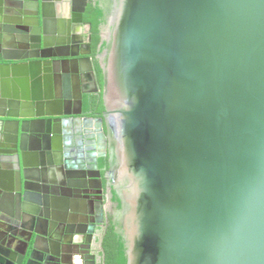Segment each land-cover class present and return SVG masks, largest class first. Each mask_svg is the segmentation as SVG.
Wrapping results in <instances>:
<instances>
[{
    "label": "water",
    "instance_id": "obj_1",
    "mask_svg": "<svg viewBox=\"0 0 264 264\" xmlns=\"http://www.w3.org/2000/svg\"><path fill=\"white\" fill-rule=\"evenodd\" d=\"M5 1L0 222L26 248L0 256L50 254L49 224L60 262L77 252L66 235L104 204L102 137L127 264H264V0L101 4L102 116L86 102L101 91L92 44L80 52L88 0H23L12 20Z\"/></svg>",
    "mask_w": 264,
    "mask_h": 264
},
{
    "label": "flooded vegetation",
    "instance_id": "obj_2",
    "mask_svg": "<svg viewBox=\"0 0 264 264\" xmlns=\"http://www.w3.org/2000/svg\"><path fill=\"white\" fill-rule=\"evenodd\" d=\"M93 3L94 5L106 4L107 0H88L89 4ZM6 8L4 10L8 13L7 19H17V16H13V13L22 12L21 10H31L33 7H28L23 3V0H6L5 1ZM34 3H30L32 6ZM87 6V8H88ZM78 8L80 6H77ZM87 11V9H86ZM86 15V14H85ZM84 15V26H83V34L84 40L81 44L80 52H88L90 48V44H92V29H90V24L85 20ZM109 25L108 21L105 22V25L102 27V31L106 33L108 31ZM92 46V45H91ZM92 56L94 60V66L96 71V60L100 64L101 59L99 58V52H94L92 47ZM97 75V73H96ZM93 114H95L92 111ZM85 139V138H84ZM100 139V141H99ZM97 141L98 149L97 154L102 155L106 153L107 155L104 157L107 161V165L100 167L101 172L105 170V173L102 174V180L104 184L103 188V207L97 202L96 206L93 209H90L89 204H86V210L89 213L90 210L93 211L92 215L87 216L86 214L81 215L79 218L81 219V223H79L78 228L81 230L80 234H70L69 236L72 240H76L77 244V252H71L67 255L66 263L63 264H105V254L103 248V241L105 234L111 225H115L116 229L122 231L124 229V224L122 220V210H121V202L120 197L116 191V180L111 175L110 170V162H109V153L110 143L109 139L107 142H104L103 138L100 137ZM103 158H99V166L101 160ZM10 221L6 220L4 222H0V253L4 256L10 254V247H15L18 251H23L25 246V242L19 241L16 239L10 238V234H8L5 230L9 229ZM59 225L51 226V224L43 226V232H46L47 236L50 237V241L46 243L45 241H39L40 249L48 248L50 254L44 253L42 251L36 253L35 261L32 264H62L59 260V256L57 253L63 252L64 243L61 241ZM5 229H3V228ZM53 227V228H52ZM24 238H28V235H24ZM52 241V242H51ZM75 242V241H74ZM13 245V246H12ZM67 246V244H65ZM1 260L8 264L6 259L3 256H0Z\"/></svg>",
    "mask_w": 264,
    "mask_h": 264
},
{
    "label": "trees",
    "instance_id": "obj_3",
    "mask_svg": "<svg viewBox=\"0 0 264 264\" xmlns=\"http://www.w3.org/2000/svg\"><path fill=\"white\" fill-rule=\"evenodd\" d=\"M85 20L92 24V47L94 52H97V48L101 41V26L106 22V16L101 8L100 2H98V5H94L90 2L86 11ZM96 73L101 91L98 94L91 95L90 99H87L88 101L86 102L87 105L91 106L92 111L95 114L102 116L104 111L102 92L103 76L102 69L97 60ZM105 165H107V161L103 158L101 160L100 167ZM104 173L105 170H102V174ZM103 248L105 254V264H127L125 240L120 233L116 232L115 225H111L107 230L103 241Z\"/></svg>",
    "mask_w": 264,
    "mask_h": 264
},
{
    "label": "crops",
    "instance_id": "obj_4",
    "mask_svg": "<svg viewBox=\"0 0 264 264\" xmlns=\"http://www.w3.org/2000/svg\"><path fill=\"white\" fill-rule=\"evenodd\" d=\"M84 85L87 90L92 88V81L90 80V78L85 76Z\"/></svg>",
    "mask_w": 264,
    "mask_h": 264
}]
</instances>
